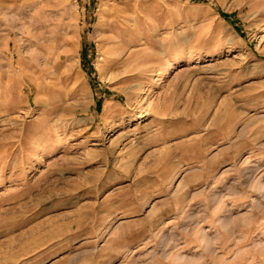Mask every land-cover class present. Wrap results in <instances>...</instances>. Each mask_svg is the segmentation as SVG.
I'll list each match as a JSON object with an SVG mask.
<instances>
[{"label":"rangeland","instance_id":"rangeland-1","mask_svg":"<svg viewBox=\"0 0 264 264\" xmlns=\"http://www.w3.org/2000/svg\"><path fill=\"white\" fill-rule=\"evenodd\" d=\"M262 27L264 0H0V264H264Z\"/></svg>","mask_w":264,"mask_h":264},{"label":"bare ground","instance_id":"bare-ground-1","mask_svg":"<svg viewBox=\"0 0 264 264\" xmlns=\"http://www.w3.org/2000/svg\"><path fill=\"white\" fill-rule=\"evenodd\" d=\"M103 9V8H102ZM101 9V10H102ZM100 12V11H99ZM261 37H260V44L264 43V27L261 28ZM5 151V150H4ZM166 152V151H165ZM2 156V155H1ZM2 168V167H1ZM2 172V170H1ZM1 176V175H0Z\"/></svg>","mask_w":264,"mask_h":264}]
</instances>
